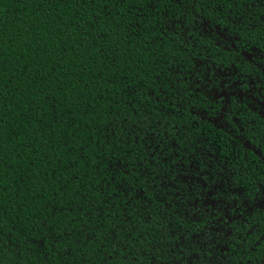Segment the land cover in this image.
<instances>
[{
    "label": "trees",
    "instance_id": "trees-1",
    "mask_svg": "<svg viewBox=\"0 0 264 264\" xmlns=\"http://www.w3.org/2000/svg\"><path fill=\"white\" fill-rule=\"evenodd\" d=\"M144 2L0 0V264H264V0Z\"/></svg>",
    "mask_w": 264,
    "mask_h": 264
},
{
    "label": "snow or ice",
    "instance_id": "snow-or-ice-1",
    "mask_svg": "<svg viewBox=\"0 0 264 264\" xmlns=\"http://www.w3.org/2000/svg\"><path fill=\"white\" fill-rule=\"evenodd\" d=\"M90 3H97V0H89ZM136 2L137 0H102L101 3V11L103 12L104 15H110L109 12L104 11L105 9H107L108 4L111 3L113 6H119L121 8H128L129 6H136ZM160 2V0H145L144 4H143V8L148 7L149 5H151L153 8H155L156 4H158ZM168 2L170 4L174 3L179 5L181 3V0H168ZM236 0H185V3L187 4H200V3H204V4H211L214 8H219L221 6H223L224 4H228L229 6H231L233 3H235ZM240 3H244L245 0H239ZM138 10H142V9H138ZM3 141V133L2 130H0V144H2ZM52 215H55V213H52ZM54 224L56 223L55 221L53 222Z\"/></svg>",
    "mask_w": 264,
    "mask_h": 264
}]
</instances>
